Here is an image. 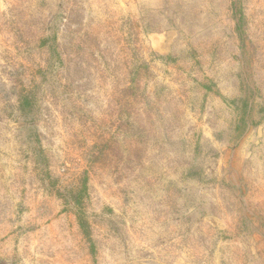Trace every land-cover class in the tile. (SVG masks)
Returning a JSON list of instances; mask_svg holds the SVG:
<instances>
[{"label": "rangeland", "instance_id": "rangeland-1", "mask_svg": "<svg viewBox=\"0 0 264 264\" xmlns=\"http://www.w3.org/2000/svg\"><path fill=\"white\" fill-rule=\"evenodd\" d=\"M264 264V0H0V264Z\"/></svg>", "mask_w": 264, "mask_h": 264}, {"label": "crops", "instance_id": "crops-1", "mask_svg": "<svg viewBox=\"0 0 264 264\" xmlns=\"http://www.w3.org/2000/svg\"><path fill=\"white\" fill-rule=\"evenodd\" d=\"M262 263V262H261ZM263 264V263H262Z\"/></svg>", "mask_w": 264, "mask_h": 264}]
</instances>
